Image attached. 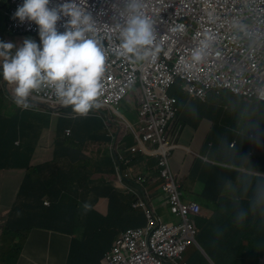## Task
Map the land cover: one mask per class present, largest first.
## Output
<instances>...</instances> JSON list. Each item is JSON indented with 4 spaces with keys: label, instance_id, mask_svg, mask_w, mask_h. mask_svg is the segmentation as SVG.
Segmentation results:
<instances>
[{
    "label": "clouds",
    "instance_id": "9594fccd",
    "mask_svg": "<svg viewBox=\"0 0 264 264\" xmlns=\"http://www.w3.org/2000/svg\"><path fill=\"white\" fill-rule=\"evenodd\" d=\"M84 1L90 4L89 9L84 7L80 0H0V10L3 11L7 19V35L39 37L38 42L32 38H25L19 46L8 42L7 38L9 37L4 41L0 40V78L4 80L1 84L3 90L1 99L3 101L5 98L20 114L26 111L29 103H33L52 112L71 107L72 112L82 116L87 115L92 109L99 110L101 113L105 109L104 111L108 110L115 115L122 116L119 119V122H122L125 120L122 109L127 104V97L132 88L136 89L137 98L133 106L138 108L140 127L135 132H131L125 127L121 133L119 131L115 138V149L112 152L113 158L120 165L116 172L111 173H115L120 182H126L125 191L118 192L104 186L100 188V191L108 192L106 199L110 209V196L112 193H117L126 198L135 209L143 211L145 224L129 229L145 228L149 222L148 210L153 211L160 224L174 228L184 225L183 215L173 211L171 195L165 191L166 180L163 178V167L160 163L162 157L170 153V166L178 182L182 202L184 204L197 203L201 207L199 212L190 211L187 215V218L195 224L198 230L196 243L190 246L174 263L192 264L187 258L189 250L191 248L202 250L198 244L200 228L195 218L203 214V206L199 201L187 199L184 196V177H180L182 174L177 173L173 168L174 154L178 149L183 148L176 141V138H180L182 126H179L178 136L172 134L173 127L180 120L183 111L182 101L179 96L173 94V90L178 89L184 93L190 102L210 104L211 99L215 97L217 102L212 103V110L216 108L223 117H228V110L231 109L227 102L229 92L232 95L230 97L255 106L256 114L264 117V80L262 86L251 96L236 94L232 90V85L219 83V78L206 59V49L211 36L205 31L212 29L217 20H230L245 13L241 9H237V0H223L227 5L224 12L217 9L216 0H159L158 15L167 16L166 22H160L157 17L152 18L147 12L148 0ZM14 16L20 20L22 30L10 29ZM234 27L241 44L245 42L254 44L257 43V40L264 41V16L256 13L250 19L240 18L235 22ZM162 35L170 40L190 41V43L204 36L201 45L189 53L185 64L179 63L178 58L171 61L174 68L172 80L162 77L149 67L144 66V63H151L159 55V57L171 58L174 53H177L176 50L168 55L164 54L159 42ZM130 66L134 67L132 73L134 82L127 88L124 98L118 104L104 102V80L111 81L116 77H122V73ZM5 85L6 92H4ZM45 87L53 90L60 104L46 103L37 96L36 91ZM150 92L153 95L152 104L156 108L155 115L162 125L154 131V139L146 141L144 137L147 129L145 131L144 129L148 126L150 116H144L143 110L144 99ZM7 101H3L5 107L9 106ZM236 108L234 107L232 110L235 111ZM14 115L17 114L7 113L6 117ZM45 118L48 119L46 116ZM45 129L48 127L45 126ZM237 130L239 131L232 130L236 140L227 146L231 155H239L244 150L247 141L251 143V154H254V151H251L254 143L255 145L264 144V121L259 132L245 131L244 123ZM157 131H160V134ZM127 134L137 136V143L129 151L133 156L146 155L149 151L153 152L157 159V171L153 176L134 175L130 171L132 166L129 163L130 159L118 155L117 146L121 145L119 143L124 141ZM73 135V129H67L64 138L70 139ZM120 135H122L121 139ZM15 142V146L20 147V140H15ZM103 160L97 165L101 166ZM260 168L262 170L260 178L264 180V165ZM10 171L22 172L23 181L19 183L12 178L3 177V174ZM73 172L76 176H82L80 167H77ZM56 173H58L57 178L61 172L56 171ZM28 174L27 171L19 170H8L4 173L0 171V178H5L6 189L5 195L0 194V205L5 203L14 205L18 202L25 205L26 216L19 220L23 227L25 226L24 229L13 230L10 227L4 231V234L13 235L12 251L20 261L27 245L15 243V241L26 237L32 228L48 227L45 222L41 223V217L37 213L38 206L34 207L33 203L41 201L39 204L43 202L45 207L52 205L49 198H34L32 200L30 193L36 184L34 181H36L37 175L36 177L34 175L28 183L25 181ZM90 183H92L91 180ZM91 186L97 189L96 186ZM153 187L161 191L164 197L163 211L168 210L174 219L181 220V224L163 221L160 213L162 211L156 209L149 196V189ZM119 190L121 191L120 188ZM142 202L145 203V206H136ZM29 203L31 207H28ZM90 207L91 205L87 202L83 204L86 211ZM30 208L31 214H29ZM14 217L17 219L15 209L10 221ZM129 229L121 232L115 238L106 253L113 249L119 236ZM61 233L75 236L70 233ZM186 254L187 256H185ZM105 257L106 254L102 264H105ZM235 264H241V262ZM253 264L264 263L254 261Z\"/></svg>",
    "mask_w": 264,
    "mask_h": 264
},
{
    "label": "crops",
    "instance_id": "0c3cea01",
    "mask_svg": "<svg viewBox=\"0 0 264 264\" xmlns=\"http://www.w3.org/2000/svg\"><path fill=\"white\" fill-rule=\"evenodd\" d=\"M173 94L180 97L183 107L180 120L172 131L173 136H178L179 126H182L180 138H176V141L183 148L175 152L173 168L182 174L180 177H184V196L199 201L203 206V214L197 222L200 228L198 244L202 250L191 248L187 256L189 262L264 263V180L260 178V166L264 165V144L254 143L251 148L254 154L250 152L251 143L248 141L237 156L231 155L227 150L228 144L236 140L232 130L239 131L237 129L244 123L245 131L259 132L264 117L257 115L255 106L246 101L229 97L227 102L231 109L228 110V117H223L216 108L212 110V103L217 102L215 97L210 104H204L190 102L178 89H174ZM3 101L7 100L3 98ZM7 103L10 105L8 111L4 104L1 105L2 110L0 107V129L3 127V119H7V113L20 114L12 104L8 101ZM130 104L132 106L135 103ZM234 107H237L235 111L232 110ZM104 110L102 113L95 110L96 113L92 109L82 116L72 112L71 107L52 112L40 105L29 103L23 113H26L24 118L29 120L36 121L41 118L43 126L48 127L41 128L38 133L39 142L33 156V166L48 165L61 172L60 178L80 167L82 178L85 180L91 177L92 184L98 189L96 197L99 198L95 201L93 211L106 216L110 210L106 199L108 192H101L100 188L104 186L124 192L127 184L120 182L115 173H108L105 167L97 164L102 159H113L112 152L119 131L121 133L125 127L135 132L141 122L138 119V108L134 106L129 109L124 105L122 115L125 120L122 122H119L122 116ZM131 116L137 118L134 120ZM38 128L40 129L39 126ZM67 129L74 131L70 139L64 138ZM136 143L137 136L127 134L124 141L119 143L121 145L117 146L118 155L130 159V171L134 175L153 176L157 171V159L152 151L146 155L133 156L129 151ZM12 154L15 155V152ZM13 163L19 164L20 160L17 158ZM3 175L19 183L23 181L22 172L10 171ZM224 176L228 177V182L225 190L219 192L222 186L219 178ZM5 178H0L2 195L6 193ZM86 194L90 196L91 192ZM149 196L156 209L163 211L165 204L161 191L150 188ZM39 203L41 201H35L33 206L37 207ZM28 207H31L30 203ZM14 209L17 219L14 217L10 221ZM25 213V205L20 202L0 205V264H70L71 255H75L71 240L76 239V236L57 232L58 230L50 229L53 227L48 224L50 228H32L26 237L15 241L27 245L21 261L17 258L12 251L14 237L4 234V231L10 227L13 230H23L25 226L19 220L25 218ZM31 213L30 208L29 214Z\"/></svg>",
    "mask_w": 264,
    "mask_h": 264
},
{
    "label": "built area",
    "instance_id": "2783aa9c",
    "mask_svg": "<svg viewBox=\"0 0 264 264\" xmlns=\"http://www.w3.org/2000/svg\"><path fill=\"white\" fill-rule=\"evenodd\" d=\"M237 9H241L244 15L230 20H217L212 29L205 31L211 36L206 49L207 60L219 78L222 85H232L236 94L251 96L262 86L264 80V41L257 43L241 44L234 24L240 18H253L255 14L264 16V0H237ZM84 7L89 9L90 4L80 0ZM215 6L220 12H224L226 4L223 0H216ZM147 12L150 17H157L160 22H166V15H158L159 0H148ZM63 20V19H62ZM64 23V20H63ZM10 29L22 30L20 20L14 16L11 20ZM107 36V35H105ZM204 36L199 40L190 41L170 40L163 35L159 42L168 55L177 50L171 58L159 57L144 63L153 72L166 77L173 78L174 68L171 61L178 58V62L185 64L189 53L201 45ZM133 66L128 67L122 77L114 80H104V102L118 104L124 98L127 88L134 82L132 79ZM37 96L46 103L60 104L50 88H42L36 91ZM152 93L144 99V116H150L147 133L144 140L154 139V131L162 125L155 115L156 108L152 104ZM160 134V131H157ZM163 178L166 180L165 191L171 195L173 211L184 217V225L174 228L160 224L153 211L148 210L149 222L145 228H132L122 233L113 249L106 253L105 264H174L182 254L196 243L198 230L191 223L187 215L190 211L199 212L201 207L197 203L184 204L180 197L179 186L170 166V153L161 159ZM142 181V179H140ZM136 206H145V203Z\"/></svg>",
    "mask_w": 264,
    "mask_h": 264
},
{
    "label": "trees",
    "instance_id": "16d2710c",
    "mask_svg": "<svg viewBox=\"0 0 264 264\" xmlns=\"http://www.w3.org/2000/svg\"><path fill=\"white\" fill-rule=\"evenodd\" d=\"M6 22L5 18V24ZM3 82L4 80L0 78V97L3 96L1 87ZM2 104L3 101L0 99L1 110ZM25 114L2 118L4 121L0 129V171L2 173L8 170L27 171L29 174L25 181L28 183L37 175L30 197L32 200L49 198L52 201L50 207H45L43 202L38 205L36 210L41 217V223L45 222L60 232L76 236V239L71 240L75 255H71L70 264H102L106 252L121 232L145 224L143 211L135 209L121 195L112 193L109 213L106 216L99 215L92 209L97 201V189L91 186L93 185L90 183L91 177L84 180L82 176H76L73 172L64 178H60L59 175L56 178L58 173L50 166H33L32 159L39 142L38 133L41 128L45 129V126L41 118L33 121L24 118ZM28 127L29 129H23ZM15 140H20V147L15 146ZM14 152L15 155L12 154ZM17 158L20 163H13ZM119 165L114 158H108L103 160L101 166L111 173L116 172ZM221 182L219 192L225 190L228 177L219 178V183ZM88 191L91 192L90 196L86 194ZM86 202L91 205L87 211L83 208ZM195 220L197 223L199 216Z\"/></svg>",
    "mask_w": 264,
    "mask_h": 264
},
{
    "label": "rangeland",
    "instance_id": "374dc122",
    "mask_svg": "<svg viewBox=\"0 0 264 264\" xmlns=\"http://www.w3.org/2000/svg\"><path fill=\"white\" fill-rule=\"evenodd\" d=\"M7 37H9V38H7ZM6 38L9 40L8 42H12L16 46L21 45L25 38L35 39L37 42H38V39H39L38 36L31 37V36L28 35V36L19 37V36H16L15 34L7 35L4 13H3V11L0 10V40L4 41ZM13 50H15V49H13ZM228 95L232 96L229 92H228ZM136 98H137V90L132 88L130 90V94L127 97V100H126L127 101L126 105L128 106L129 109H131L132 106L134 105L133 104L131 106L130 103H134ZM230 98H233V97H230ZM233 102H234V99H232V103ZM5 108H6V111H8V109L10 108V105L6 106ZM131 117L134 120L137 118V116H131ZM160 213L162 214L164 222H172L174 224H181L182 223L181 220L174 219V217L171 215V213L168 210L167 211H162ZM185 256H187V254Z\"/></svg>",
    "mask_w": 264,
    "mask_h": 264
}]
</instances>
